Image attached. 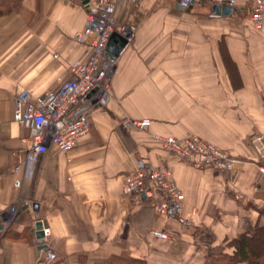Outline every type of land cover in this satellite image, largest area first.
Returning <instances> with one entry per match:
<instances>
[{
  "label": "crops",
  "instance_id": "1",
  "mask_svg": "<svg viewBox=\"0 0 264 264\" xmlns=\"http://www.w3.org/2000/svg\"><path fill=\"white\" fill-rule=\"evenodd\" d=\"M88 2L0 0V264H36L39 222L51 232L52 264H235L223 256L264 229V26L251 20L254 0L187 9L180 0L120 3L116 25L130 23L135 37L116 60L108 104L88 114L91 129L74 149L50 146L15 187L13 152L30 135L14 120L17 97L60 87L71 65L87 59L76 37ZM223 4L234 10L214 11ZM126 118L151 124L131 128ZM187 132L237 158L234 170L197 168L153 137ZM140 160L171 170L185 213L196 211L191 227L156 212L143 193L123 194Z\"/></svg>",
  "mask_w": 264,
  "mask_h": 264
},
{
  "label": "built area",
  "instance_id": "2",
  "mask_svg": "<svg viewBox=\"0 0 264 264\" xmlns=\"http://www.w3.org/2000/svg\"><path fill=\"white\" fill-rule=\"evenodd\" d=\"M138 0H89L86 27L76 37L87 50V59L77 61L70 67V78L62 82L60 87L34 95L23 89L16 101L14 120L30 129L29 137L23 139L27 147L13 152L16 165L13 168L17 188L22 187L27 172H33L39 159L50 146L59 152L68 153L78 144L80 137L91 129L88 114L97 108L105 107L111 97L112 80L116 70V60L109 56L107 46L111 34L118 31L127 38L128 44L133 42L135 28L128 22L116 25L115 13L122 2L135 4ZM211 1L222 4L235 0H180L183 8H191L194 3ZM254 26H264V0H254L251 13ZM126 45V46H127ZM124 122L131 128L146 129L151 120L126 118ZM162 147L181 160L190 161L197 168L212 166L218 171L229 173L234 170L237 158L229 155L216 143L187 132L182 137L153 134ZM264 176V166L260 167ZM122 192L125 196L145 193L151 200L156 212L178 220L184 226L191 227L196 211L190 215L185 213V194L173 178L170 169H148L140 160L136 171L128 175L123 182ZM24 205L33 210L32 201L26 200ZM15 208H11V216L5 220L10 223ZM7 226V225H6ZM44 235L37 238L39 244H46L44 255L36 264H52L57 253L49 244L50 229L43 227ZM150 233L159 238H169V234L159 229Z\"/></svg>",
  "mask_w": 264,
  "mask_h": 264
},
{
  "label": "trees",
  "instance_id": "3",
  "mask_svg": "<svg viewBox=\"0 0 264 264\" xmlns=\"http://www.w3.org/2000/svg\"><path fill=\"white\" fill-rule=\"evenodd\" d=\"M237 253L232 257L223 256L232 260L235 264L239 261H247L249 264H264V229L260 237L255 241L252 237L242 235L236 242Z\"/></svg>",
  "mask_w": 264,
  "mask_h": 264
},
{
  "label": "water",
  "instance_id": "4",
  "mask_svg": "<svg viewBox=\"0 0 264 264\" xmlns=\"http://www.w3.org/2000/svg\"><path fill=\"white\" fill-rule=\"evenodd\" d=\"M233 10H234V7L228 4L214 6V11H216L217 13L222 12L223 14H230ZM127 43H128L127 38L124 35L120 34L118 31H114L111 34V37L109 39L108 46H107V51H108L109 56L113 59H117L119 55L121 54V52L123 51L124 47L127 45ZM143 196H145V194H143ZM34 205L37 209L38 203H35ZM37 227L39 228L37 235L43 236V231L41 230L42 223L39 222L37 224ZM44 247L45 245L40 246L41 249Z\"/></svg>",
  "mask_w": 264,
  "mask_h": 264
}]
</instances>
